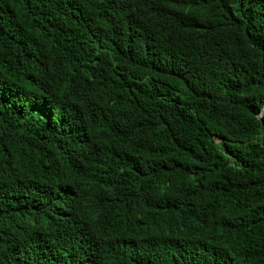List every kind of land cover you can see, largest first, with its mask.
Returning <instances> with one entry per match:
<instances>
[{"label": "trees", "instance_id": "1", "mask_svg": "<svg viewBox=\"0 0 264 264\" xmlns=\"http://www.w3.org/2000/svg\"><path fill=\"white\" fill-rule=\"evenodd\" d=\"M264 0H0V264H264Z\"/></svg>", "mask_w": 264, "mask_h": 264}, {"label": "water", "instance_id": "2", "mask_svg": "<svg viewBox=\"0 0 264 264\" xmlns=\"http://www.w3.org/2000/svg\"><path fill=\"white\" fill-rule=\"evenodd\" d=\"M263 114H264V107H263L261 113L259 114V117H261Z\"/></svg>", "mask_w": 264, "mask_h": 264}]
</instances>
